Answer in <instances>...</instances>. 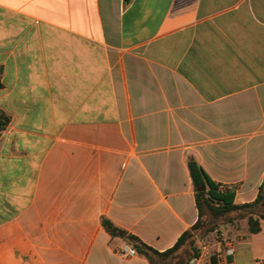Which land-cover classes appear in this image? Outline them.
<instances>
[{
	"label": "crops",
	"instance_id": "0c3cea01",
	"mask_svg": "<svg viewBox=\"0 0 264 264\" xmlns=\"http://www.w3.org/2000/svg\"><path fill=\"white\" fill-rule=\"evenodd\" d=\"M0 82V264H151L126 235L198 221L190 159L264 183V0H0ZM246 224L219 264H264Z\"/></svg>",
	"mask_w": 264,
	"mask_h": 264
},
{
	"label": "trees",
	"instance_id": "16d2710c",
	"mask_svg": "<svg viewBox=\"0 0 264 264\" xmlns=\"http://www.w3.org/2000/svg\"><path fill=\"white\" fill-rule=\"evenodd\" d=\"M9 122L10 117L0 110V132L8 126ZM188 166L196 187L199 219L191 229L179 237L173 247L160 252L145 244L137 236L126 235L121 229H116L111 222L104 221L111 232L118 231L119 234H125L138 252L144 254L151 264H190L192 260L200 256L199 239L221 228L224 224L233 222L235 215L238 214L241 218L247 219L246 228L249 232L258 233L261 230V220H264V183L254 201L236 204L234 194L221 191L195 159H190ZM210 264H219L217 255L210 257Z\"/></svg>",
	"mask_w": 264,
	"mask_h": 264
},
{
	"label": "rangeland",
	"instance_id": "374dc122",
	"mask_svg": "<svg viewBox=\"0 0 264 264\" xmlns=\"http://www.w3.org/2000/svg\"><path fill=\"white\" fill-rule=\"evenodd\" d=\"M236 222L237 224L244 226L245 223L247 222V219L246 218L242 219L239 215H235V219L233 222L224 224L221 228H217L213 232L209 233L207 236L203 237V239H206L208 242L207 253L202 256L205 257L204 264H210V257L212 255H218V253L225 255V252L228 248L227 243L230 238L229 237L230 235H228V229L229 227L231 229V225L235 224ZM200 240H202V238L199 239V242Z\"/></svg>",
	"mask_w": 264,
	"mask_h": 264
},
{
	"label": "built area",
	"instance_id": "2783aa9c",
	"mask_svg": "<svg viewBox=\"0 0 264 264\" xmlns=\"http://www.w3.org/2000/svg\"><path fill=\"white\" fill-rule=\"evenodd\" d=\"M199 244H200V249H201L200 256L195 258L193 260V262L198 261L199 258H201L203 255H205L207 253V250H208L207 240L202 238V240H200ZM124 252L127 253L128 255H135L137 253V249L131 245H127L124 248ZM233 253H234L233 248L228 247L226 252H225V257H228V256L232 255ZM217 257H218V261L220 262V258L222 257L221 253H218Z\"/></svg>",
	"mask_w": 264,
	"mask_h": 264
}]
</instances>
